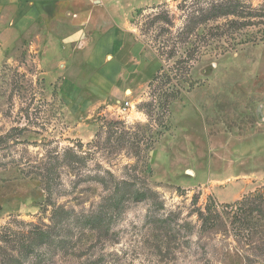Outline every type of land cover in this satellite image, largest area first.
<instances>
[{"label": "rangeland", "instance_id": "1", "mask_svg": "<svg viewBox=\"0 0 264 264\" xmlns=\"http://www.w3.org/2000/svg\"><path fill=\"white\" fill-rule=\"evenodd\" d=\"M117 4L155 74L114 95L73 17L0 14V264H264V0ZM100 206L67 253L32 234Z\"/></svg>", "mask_w": 264, "mask_h": 264}, {"label": "crops", "instance_id": "2", "mask_svg": "<svg viewBox=\"0 0 264 264\" xmlns=\"http://www.w3.org/2000/svg\"><path fill=\"white\" fill-rule=\"evenodd\" d=\"M0 14L5 24L19 30L28 29L50 14L73 17L78 25L76 38L84 39L80 48L70 51L68 60L63 62L93 71L91 83L103 93L114 95L155 74L146 75L149 69L143 48L128 31L117 0H0ZM57 24L59 20L54 23ZM65 43L71 46V40ZM74 88L79 93V87L74 85L71 89Z\"/></svg>", "mask_w": 264, "mask_h": 264}, {"label": "trees", "instance_id": "3", "mask_svg": "<svg viewBox=\"0 0 264 264\" xmlns=\"http://www.w3.org/2000/svg\"><path fill=\"white\" fill-rule=\"evenodd\" d=\"M231 8V9H230ZM230 8H224L223 6H215L211 10L214 14H209L208 16H200V20L202 22L208 21L210 17L219 16H229L232 15L235 11L234 6ZM197 21V23H199ZM71 163L74 161H70ZM69 164V162L66 161ZM48 197V191H46ZM51 194H49L50 196ZM140 194H136L135 197H139ZM134 197V198H135ZM122 199V198H120ZM115 205H118L119 200L116 202L113 200ZM101 207V206H100ZM99 207V208H100ZM50 225L45 226V228H36L33 231V235L40 238L41 244H50L55 241V245L58 247V250L66 252L71 247L72 244V234L74 229H82L89 228L90 230H94L97 235L105 232L104 222L105 215L102 211V207L98 209L96 212H91L86 215L72 216V212L67 211L61 207L53 208L51 212V217L49 219ZM52 236V237H51ZM52 238L54 240H52Z\"/></svg>", "mask_w": 264, "mask_h": 264}]
</instances>
